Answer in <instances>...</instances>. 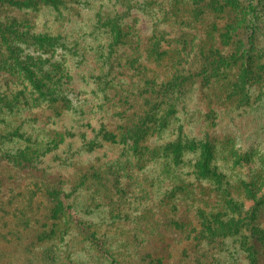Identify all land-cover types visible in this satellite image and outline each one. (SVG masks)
<instances>
[{
    "label": "rangeland",
    "instance_id": "1",
    "mask_svg": "<svg viewBox=\"0 0 264 264\" xmlns=\"http://www.w3.org/2000/svg\"><path fill=\"white\" fill-rule=\"evenodd\" d=\"M15 1L0 0V264H264V201L255 229L216 239L198 213L264 179V0ZM207 139L218 176L200 177Z\"/></svg>",
    "mask_w": 264,
    "mask_h": 264
},
{
    "label": "trees",
    "instance_id": "2",
    "mask_svg": "<svg viewBox=\"0 0 264 264\" xmlns=\"http://www.w3.org/2000/svg\"><path fill=\"white\" fill-rule=\"evenodd\" d=\"M56 0H23L22 2H20L19 0L15 1V3H24V4H28V5H36L39 2H43V3H49V2H55ZM249 9L251 10V12L253 14H255L256 10H257V5L255 4V2H250L249 4ZM18 23L17 22H12L11 24L8 25V27L6 29H3L4 32H12L14 33L16 36H20V37H24L26 38V40H30V41H35L38 44L43 45V43L51 41V37L49 35L46 34H41V33H29L28 32H19L18 31ZM117 30V29H116ZM6 35V34H5ZM3 35L2 37H4V40H7V37ZM1 36V35H0ZM1 39V38H0ZM10 48H12L11 50L14 51V48L10 45ZM248 60H246L247 62ZM23 69V68H22ZM26 71V75L27 73H29V77L26 76L27 78H29L30 80H32L34 82V88L35 86L40 88L41 87V80L36 78L34 76L35 71L26 67L25 69ZM179 80H177V85L182 84L181 81L184 78L183 76L181 77V75H178ZM169 81V80H168ZM173 107V106H170ZM167 109V113L160 115V117L158 119H154L153 116L149 115V112H146L145 115L141 116V118L139 120H137L133 125H131V127L128 128V131H126L128 134V137H137L136 139V143H139L140 141H143L146 137V133L148 131V129L151 127V125H153L152 127H162L163 125L166 124V116L170 114L171 112V108ZM152 123V124H150ZM122 139L126 137V134H122ZM139 138V139H138ZM211 141L210 140H206L202 143V149H201V153L198 159V162H196L197 164V175L198 176H202L205 174H211V175H215L218 176L213 168H215V166H212L211 160L213 157V152L211 149ZM167 148L170 149V151L172 152V157L173 160H175L176 162L180 159V155H181V143H180V137L171 140L167 143ZM155 150L151 151V155L154 156ZM259 174L260 173H255L253 176H251V178L249 179V181L246 183V192L248 193L249 196H244L243 200L241 203L238 204L237 200H235L234 198H230V199H224V205L221 207L219 204H216L215 206H211L208 204V202H206L207 205L205 206H200L201 208L198 210V213L200 215V219L202 220V222L205 223L204 226L201 227V229L199 230L200 233L202 234V231L206 232V234H208L209 236H211L212 238L216 239L218 237H222L224 236V234L226 233L225 230L228 226L230 227H235L238 228L240 225H245V227L248 229H255L256 228V224H255V212L257 209L258 204H260L262 201L261 200L262 197H264V194H262V196L257 197V195L254 193V186L255 184H260L261 186L264 185V179L261 180V178H259ZM259 182V183H258ZM257 197V198H256ZM58 201H60L59 196H57ZM253 200V203L250 204L248 206V208L245 210L242 208V206L244 205L245 201H250ZM227 207L230 209L231 213L227 212L225 209H227ZM233 210L235 212H233ZM82 231L85 232V234L90 237L92 240H96V237L94 235V232H92L91 230H89L86 227H82ZM253 231V230H252ZM114 264H120L116 259L113 260Z\"/></svg>",
    "mask_w": 264,
    "mask_h": 264
}]
</instances>
